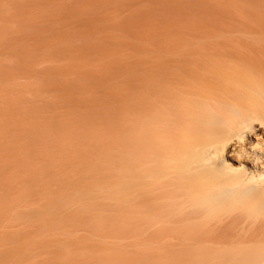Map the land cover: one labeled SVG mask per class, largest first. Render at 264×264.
Instances as JSON below:
<instances>
[{
    "label": "rangeland",
    "instance_id": "obj_1",
    "mask_svg": "<svg viewBox=\"0 0 264 264\" xmlns=\"http://www.w3.org/2000/svg\"><path fill=\"white\" fill-rule=\"evenodd\" d=\"M261 31L264 0H0V264H264V241L193 255L211 244L145 241L123 211L128 66Z\"/></svg>",
    "mask_w": 264,
    "mask_h": 264
},
{
    "label": "bare ground",
    "instance_id": "obj_2",
    "mask_svg": "<svg viewBox=\"0 0 264 264\" xmlns=\"http://www.w3.org/2000/svg\"><path fill=\"white\" fill-rule=\"evenodd\" d=\"M122 95L127 226L211 244L186 246L193 255L252 252L264 241V31L163 46L128 66Z\"/></svg>",
    "mask_w": 264,
    "mask_h": 264
}]
</instances>
